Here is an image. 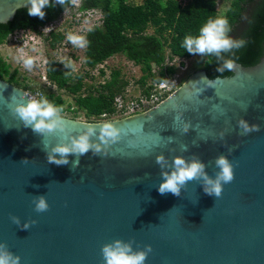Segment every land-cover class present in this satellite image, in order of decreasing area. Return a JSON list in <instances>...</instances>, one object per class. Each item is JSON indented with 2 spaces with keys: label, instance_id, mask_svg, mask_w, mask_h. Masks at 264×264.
<instances>
[{
  "label": "water",
  "instance_id": "95a60500",
  "mask_svg": "<svg viewBox=\"0 0 264 264\" xmlns=\"http://www.w3.org/2000/svg\"><path fill=\"white\" fill-rule=\"evenodd\" d=\"M28 7L27 0H0V25ZM230 72L211 79L198 70L165 101L126 118L61 116L68 138L103 123L123 130L108 155L89 151L72 170L75 157L69 155L68 165L48 163L43 138L9 112L14 93L35 98L0 78V243L19 264H104L101 246L116 239L131 241L134 251L151 245L144 264H264V50L257 65L236 63ZM177 112L190 125L186 134ZM241 118L259 131L241 135ZM159 155L167 162L163 168ZM220 155L233 164L234 179L219 198L198 180L187 182L179 197L157 191L174 157L195 156L214 177ZM41 195L49 207L36 212L33 198Z\"/></svg>",
  "mask_w": 264,
  "mask_h": 264
},
{
  "label": "trees",
  "instance_id": "16d2710c",
  "mask_svg": "<svg viewBox=\"0 0 264 264\" xmlns=\"http://www.w3.org/2000/svg\"><path fill=\"white\" fill-rule=\"evenodd\" d=\"M71 1L66 0L62 7L55 0H50L53 6L44 9L43 19L29 16L27 9L18 11L13 22L0 25V45L16 31L39 33V29L55 20L71 5ZM216 6V0H188L186 4L178 0H142L140 4L130 0H84L83 10L98 9L104 16L101 26L86 33L89 43L85 48L84 65L88 71L72 75V63L71 67H65L68 61L58 63L50 59L46 64V75L57 90H67L75 98L77 111L84 113L86 122H98L102 114L115 113L114 101L126 92L129 82L120 69H114L109 76L101 70L104 80L99 84L86 85L87 78L94 79L89 71L115 55H123L140 67L142 76L138 83L144 95L150 94L151 84L178 72L177 67L170 64L174 59L196 56L181 47L182 40L185 35H196L206 19L218 16ZM224 15L232 28L230 35L246 41L244 47L236 50L235 57L230 58L244 67L257 65L264 50V0H229ZM149 29L153 30L152 34L148 33ZM66 39L62 32H52L45 38L51 47ZM207 60L202 68L209 78L231 76L227 70L222 74L216 72L214 57L211 64ZM0 78L26 91L19 72L3 58H0ZM47 100L62 107V113L69 111L66 100L55 93H49Z\"/></svg>",
  "mask_w": 264,
  "mask_h": 264
},
{
  "label": "clouds",
  "instance_id": "9594fccd",
  "mask_svg": "<svg viewBox=\"0 0 264 264\" xmlns=\"http://www.w3.org/2000/svg\"><path fill=\"white\" fill-rule=\"evenodd\" d=\"M65 2L66 0H55V3L62 7ZM27 3L30 5L27 8L28 15L40 19L45 16L44 9L53 6L50 0H27ZM231 31V25L225 15L209 17L200 25L196 35L188 34L184 36L181 47L191 55L208 57L207 63L209 64L212 63L211 58L214 57L217 63V73L222 74L226 70L233 71L236 63L230 57H235L236 50L244 47L246 41L243 38L232 37L230 35ZM67 39L73 46L78 48H86L89 43L86 37L73 33H69ZM24 65L31 68L33 60L31 58L25 59ZM65 67H71V61H68ZM40 97V99H18L14 93L7 107L13 118L18 119L24 128L31 129L35 135L43 138L42 150L46 153L48 163L57 166L68 165V157L71 155L75 157L71 161L72 170L78 167L80 157L89 151L94 156H106L109 154L108 149L110 146L121 139L123 130L111 123L87 126L78 136L68 138L67 125L60 116L63 108L52 104L42 95ZM173 107H175V103ZM175 119L180 122V125L182 123L181 131L186 134L190 129V125L188 122L183 121L182 113L177 112ZM237 125L241 130V135L259 131L258 125H250L243 118L237 121ZM223 135L224 133L221 132L220 136L223 137ZM57 136L60 137V142L50 144L48 138ZM92 137H97L101 143H93ZM27 160L26 158L22 159L24 162H27ZM156 163L163 168L167 162L163 155H159L156 157ZM214 163L219 170L214 177H210L205 172V164L197 157L194 156L191 160L186 161L182 156H176L172 160L171 170L161 172L162 179L158 184L157 191L161 195L171 193L179 197L181 189L186 186L187 182L198 180L203 182V190L207 195L219 198L222 194L223 185L234 179L233 164L224 155L218 156ZM33 203L36 212L48 210L49 205L43 195L35 196ZM10 219L17 226L20 225L18 217L11 216ZM31 223L34 224L35 221ZM23 228H29V222L25 223ZM151 251V245H145L143 250L134 251L131 241L124 242L120 239L101 246L104 264H144ZM0 264H19V257L10 253L3 243H0Z\"/></svg>",
  "mask_w": 264,
  "mask_h": 264
},
{
  "label": "rangeland",
  "instance_id": "374dc122",
  "mask_svg": "<svg viewBox=\"0 0 264 264\" xmlns=\"http://www.w3.org/2000/svg\"><path fill=\"white\" fill-rule=\"evenodd\" d=\"M181 4H186L188 0H179ZM130 2L140 4L142 0H130ZM218 16L224 15V12L227 9L229 0H216ZM74 25L69 23L66 28L56 29L58 31L64 32L66 37L69 33L78 34L86 37V33H80L81 22L74 28ZM149 34L153 33L152 29H149ZM42 39V37H41ZM84 56L85 48H78L73 46L68 39L61 44H58L54 47L48 45L47 40H40L39 38H33L32 33L28 30H20L13 33L7 41L0 45V58L6 60L13 69H16L19 72V79L21 84L26 86V92L33 96L35 93H38V97L44 96L48 98L49 93H55L60 96L61 99L66 100V108H71L72 104H75V98L67 90H57L52 86L46 87L41 79V67L37 66V60L40 57L48 60L52 59L58 63L65 61H71L74 66L72 75L77 73H85L87 71L86 66L84 65ZM31 58L33 60V65L31 68H27L24 65V60ZM208 57H201L199 55L194 56L191 59H174L172 63L177 67L178 72L182 73L184 81H186L193 73L198 70L203 69L204 62ZM185 67L187 70L182 72V68ZM114 69H120L123 73L125 79L129 82L127 88V94L130 97L136 98L140 97L143 94V88L138 83L142 72L139 66L135 65L133 62L127 60L123 55H115L104 64V67L100 70H103L109 76L110 72ZM98 68L89 71V75L94 79L87 78L85 80L86 85L99 84L104 80L101 77L100 71ZM67 113L60 114V116H65L68 118H73L86 122V116L83 112L80 111H71L69 109Z\"/></svg>",
  "mask_w": 264,
  "mask_h": 264
},
{
  "label": "built area",
  "instance_id": "2783aa9c",
  "mask_svg": "<svg viewBox=\"0 0 264 264\" xmlns=\"http://www.w3.org/2000/svg\"><path fill=\"white\" fill-rule=\"evenodd\" d=\"M83 3L84 0H72L71 5L65 11H62L61 14L55 20H52L51 22L40 28L39 33L31 32L33 38H39L40 40H45L47 35H49L52 32H61V30L58 31L56 29L66 28V26L69 23L76 24L74 25L75 28L78 25V23L81 22V26L79 28L80 33L81 32L86 33L93 27L101 26L104 17L102 12L98 9L83 10L82 9ZM46 64H47L46 59H43V57L38 58L37 66L41 67V79L45 83L43 85L45 87L46 85L48 87L52 86L55 89L56 88L55 85L49 81L46 75ZM104 64L99 65L97 68L99 70L102 69L104 67ZM170 64L174 65L172 62ZM186 70L187 68L185 67L182 68V72H185ZM183 82H184V77L182 76V73L177 72L173 76H167L162 81L151 84V92L148 95L142 94L140 97L133 98L128 96L126 90V92L123 95L118 96L114 101L115 113L112 115L107 113L102 114L99 117L98 122H105L110 120L126 118L139 113L147 112L151 108L159 105L167 98L172 96L182 86ZM38 96H39L38 93H35L31 97L35 99H40ZM69 109L71 111H76L77 107L74 104H72L71 108ZM65 113H67V111Z\"/></svg>",
  "mask_w": 264,
  "mask_h": 264
}]
</instances>
